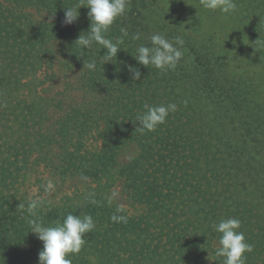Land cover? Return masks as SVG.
I'll use <instances>...</instances> for the list:
<instances>
[{
    "label": "trees",
    "instance_id": "obj_1",
    "mask_svg": "<svg viewBox=\"0 0 264 264\" xmlns=\"http://www.w3.org/2000/svg\"><path fill=\"white\" fill-rule=\"evenodd\" d=\"M78 3L0 0V264H38L43 245L29 221L56 226L69 213L95 222L72 264H223L212 225L227 218L241 221L253 246L246 264H264V0H236L226 14L253 61L228 68L208 46L193 49L190 73L180 62L162 72L135 60L155 34L145 0H131L106 33L115 42L127 30L116 58L104 63L96 44L82 52L74 42L89 29L88 9L64 23L65 8ZM60 56L84 96L65 106L43 93L41 78ZM93 60L94 71L83 67ZM256 62L263 68H250ZM128 65L139 68V80ZM169 103L177 110L166 123L140 131L145 105ZM130 146L136 152L121 162ZM45 173L82 185L44 194ZM117 185L125 205L110 196ZM32 199L41 201L35 217Z\"/></svg>",
    "mask_w": 264,
    "mask_h": 264
},
{
    "label": "clouds",
    "instance_id": "obj_2",
    "mask_svg": "<svg viewBox=\"0 0 264 264\" xmlns=\"http://www.w3.org/2000/svg\"><path fill=\"white\" fill-rule=\"evenodd\" d=\"M203 8L216 11L222 14H231L236 10V0H200ZM131 0H80L75 7L65 8L64 23L73 24L79 17L78 9L87 8V16L90 20L89 29L85 35H79L74 42L83 52L92 48L93 44L101 46L105 50V62H110L113 57L121 50L120 45L124 43V38L128 33L126 29L121 28V36L113 40L107 38L106 33L110 31L114 22L126 15L130 10ZM133 39H140L137 33ZM151 46H139L136 49L135 60L144 67L149 65L166 72L175 70L183 52L181 49L184 40L176 37L175 41L168 40L165 36L155 33L150 37ZM89 71L96 69V61H90L83 65ZM128 72L132 80L141 78L139 68L128 65ZM146 111L137 115L136 121H139L140 131H155L157 126L166 123L170 113L177 110L174 103L167 105L149 106L145 105ZM54 190V184L49 181L45 191ZM95 203V201H91ZM39 199H32L27 206L30 216L37 215V209L40 207ZM110 219L114 222H127L126 217L113 215ZM31 231L42 242V249L38 253V264H72L69 256L78 255L86 242L87 233H91L95 228V222L91 215H85L81 218L71 213L67 214L62 223L56 226H44L36 220L29 221ZM214 231L220 234L218 246L216 247V256L223 257V264H246V253L253 251V246L246 241L245 235L239 231L241 221L237 218L221 219L218 223L212 225ZM3 261V260H2ZM4 264V262H3Z\"/></svg>",
    "mask_w": 264,
    "mask_h": 264
},
{
    "label": "rangeland",
    "instance_id": "obj_3",
    "mask_svg": "<svg viewBox=\"0 0 264 264\" xmlns=\"http://www.w3.org/2000/svg\"><path fill=\"white\" fill-rule=\"evenodd\" d=\"M145 2L154 12L153 17L155 19L151 20L154 33H159L172 42L178 36L184 40L181 49L183 56L180 63L183 64V68L188 69L189 73L194 70L195 52L193 51L202 52L208 46H217L221 50L225 61L229 63L228 68H235L234 65H239V63L242 67V65L253 61L252 51L244 47L243 41L239 40L238 36H233L226 26L228 25L226 14H222L219 10L212 11L203 8L200 0H145ZM34 16L37 19L44 18V14L40 12L34 11ZM52 47L53 50L58 49L56 44H53ZM61 59L63 57H58L52 68L45 69L41 78L43 80V93L65 106V104L78 101L84 96L76 87L75 72L63 66ZM256 63L257 68H250L259 70L262 64ZM177 67L179 68V65ZM228 124L230 127H234V122ZM135 152L136 148L134 146L128 147L121 153L120 161L125 162ZM41 176L44 183L43 193H46L47 183L52 181L54 190L47 193L54 194L56 197L75 190V188H80L82 185L76 180L62 182L47 173ZM120 190L119 185H117L112 189L110 196L116 203L125 205L127 202Z\"/></svg>",
    "mask_w": 264,
    "mask_h": 264
}]
</instances>
